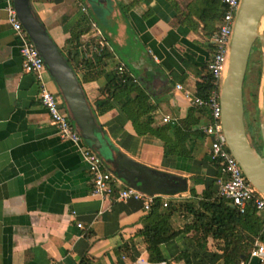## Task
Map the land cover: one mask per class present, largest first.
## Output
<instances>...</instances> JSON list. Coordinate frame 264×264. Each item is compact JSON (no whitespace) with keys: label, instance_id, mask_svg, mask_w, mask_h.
<instances>
[{"label":"crops","instance_id":"obj_1","mask_svg":"<svg viewBox=\"0 0 264 264\" xmlns=\"http://www.w3.org/2000/svg\"><path fill=\"white\" fill-rule=\"evenodd\" d=\"M5 1L0 0V264H152L140 235L148 212L140 201L93 194L92 178L78 147L59 137L39 100V81L23 71L21 42L8 22ZM176 2L177 7L167 0H100L92 5L84 0H32V6L66 57L73 30L79 26L83 31L80 56L72 60L80 80L84 61L94 58L90 28L97 22L109 44L104 71L123 65L147 93L154 108L153 129L180 126L189 116L198 119L181 148L192 158L166 157L161 137L175 140L174 130L140 136L116 100L112 110L99 115L97 102L105 99L101 94L105 76L81 80L115 148L147 167L188 179L187 192L169 199L181 202L191 198V187L202 194L215 182L216 189L217 168L205 162L210 139L202 130L211 120L210 111L192 106L185 92L197 95V85L208 73L214 52L211 34L218 23L208 21L206 26L198 18L199 2ZM45 81L57 91L49 74ZM177 85L184 90L178 91ZM204 110L208 114L200 112ZM197 177L201 182L195 184ZM258 214L264 219L263 213ZM188 223L189 218L180 213L172 217L175 230ZM161 250L169 261L161 264H183L175 258L185 251L194 264H215L221 256L212 240L209 250L201 251L186 234ZM247 264L262 263L252 259Z\"/></svg>","mask_w":264,"mask_h":264},{"label":"water","instance_id":"obj_2","mask_svg":"<svg viewBox=\"0 0 264 264\" xmlns=\"http://www.w3.org/2000/svg\"><path fill=\"white\" fill-rule=\"evenodd\" d=\"M84 1L92 5L100 0ZM15 8L19 20L43 58L70 121L85 143L99 154L106 168L124 184L148 195L175 196L187 192L188 179L147 167L113 146L87 98L76 70L37 17L32 0H15ZM263 20L264 0L240 1L220 85V105L223 135L228 148L239 162L249 182L264 195V29L261 28ZM96 24L98 25L97 22ZM257 42L261 46V77L258 90L261 152L255 148L250 138L245 120L244 100L249 60Z\"/></svg>","mask_w":264,"mask_h":264},{"label":"trees","instance_id":"obj_3","mask_svg":"<svg viewBox=\"0 0 264 264\" xmlns=\"http://www.w3.org/2000/svg\"><path fill=\"white\" fill-rule=\"evenodd\" d=\"M167 1L177 7V0ZM194 1L202 5L197 14L198 18L206 23V26L208 21L214 24L218 23V26L211 34L213 36L217 32L224 16L225 5L220 0ZM78 27L73 30L71 38L67 42L69 49L67 58L71 65L72 60L78 59L80 56V38L83 31H79ZM211 40L212 38L210 37V42ZM211 47L214 51V43L211 44ZM109 56L108 52H103L100 55L94 54V58L83 63L85 67L81 77L83 82L97 81L102 76H105L107 80L105 87L101 90V94L105 96V99L97 102V113L103 115L112 110V101L116 100L121 104L122 110L132 121L140 136L147 134L160 136L161 132L165 131L168 134L170 129L174 130L175 135L178 137L175 140L169 136L166 138L161 135L165 142L166 157L192 158L191 154L182 151L181 148H184L186 144L189 128L194 123H197L198 119L190 120L189 116L180 126L164 127L161 132L158 129H153L151 127L152 117L150 112L154 108L150 105L149 96L127 73H121L118 70L110 73L105 72L103 69L104 61ZM259 85L260 79L257 92L252 95L257 111ZM213 88V78L208 71L197 85V96L207 99ZM193 111H191V114ZM195 111L199 112V110ZM200 112L205 115L208 114L205 110ZM185 131H188V133H185ZM205 162L217 168V177L222 176L218 161L208 156L205 158ZM200 182L201 179L197 177L195 184ZM214 188L215 182L209 185L202 194H198L195 187H191L190 199L181 202L169 201L166 209L163 208L161 199L155 201L144 218V228L140 232L147 246L150 263H169L163 256L161 246L175 240L181 234L188 235L201 251H208L209 240H212L214 247L221 252V256L215 264H241L246 262L250 258L256 242L264 244V219L258 212L250 206L245 214H241L228 199L219 196ZM176 213L189 218V223L185 225L183 230H175L172 224V217ZM175 261L183 264H194L192 255L188 251L180 253L175 258Z\"/></svg>","mask_w":264,"mask_h":264},{"label":"built area","instance_id":"obj_4","mask_svg":"<svg viewBox=\"0 0 264 264\" xmlns=\"http://www.w3.org/2000/svg\"><path fill=\"white\" fill-rule=\"evenodd\" d=\"M220 1L225 5L226 10L217 32L214 34V52L208 64V71L212 75L214 88L207 99H203L187 91L185 92V97L190 101L192 106L206 108L210 111L211 120L202 130L210 139L209 154L213 160L219 162L222 171V176L216 179L218 195L228 199L241 214H245L250 206L258 213L264 214V195L246 178L239 162L229 150L227 141L223 135L220 85L226 66L235 17L241 0ZM5 10L8 15V22L21 42L20 55L23 62V71L34 75L39 81V100L48 111L59 137L65 141L72 142L78 147L92 178L93 194L103 198H112L116 201H140L146 212L151 210L152 205L157 199H161L163 208L166 209L170 196L148 195L135 187L124 184L106 168L99 154L94 152L85 143L70 121L68 112L63 105L58 91L53 92L48 88V84L45 81V75L48 74L47 68L34 42L19 20L15 8V0H6ZM83 10L86 11V8ZM90 34L93 41L90 51L97 55L107 51L109 46L108 41L102 30L94 22L91 24ZM117 70L121 73L125 72L123 65L119 66ZM176 88L178 91L184 90L181 85H177ZM165 121H169V118H166ZM78 226L82 227V224ZM252 259H257L260 263L264 264L263 243L257 241L248 261L241 264H247Z\"/></svg>","mask_w":264,"mask_h":264},{"label":"rangeland","instance_id":"obj_5","mask_svg":"<svg viewBox=\"0 0 264 264\" xmlns=\"http://www.w3.org/2000/svg\"><path fill=\"white\" fill-rule=\"evenodd\" d=\"M261 77V46L257 42L252 50L246 81L244 86V100H245V120L250 133L251 141L255 148L262 151V141L260 136L258 111L255 108L254 99L252 95L257 92L258 81Z\"/></svg>","mask_w":264,"mask_h":264},{"label":"bare ground","instance_id":"obj_6","mask_svg":"<svg viewBox=\"0 0 264 264\" xmlns=\"http://www.w3.org/2000/svg\"><path fill=\"white\" fill-rule=\"evenodd\" d=\"M261 28H263V29H264V20L262 21Z\"/></svg>","mask_w":264,"mask_h":264}]
</instances>
